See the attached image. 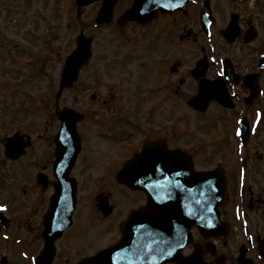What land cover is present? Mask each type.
I'll list each match as a JSON object with an SVG mask.
<instances>
[{
  "label": "flooded vegetation",
  "instance_id": "1",
  "mask_svg": "<svg viewBox=\"0 0 264 264\" xmlns=\"http://www.w3.org/2000/svg\"><path fill=\"white\" fill-rule=\"evenodd\" d=\"M133 2L117 0L108 27L124 29L133 25L136 39L144 37L141 68L146 84H141L137 90L142 92L137 93H145L151 104L145 110L143 130L136 126L141 137L131 138L132 130L126 128L119 132L118 140L129 142L121 159L97 158L107 162L92 163L87 156L78 162L80 153L75 162H67L66 170L60 166L57 171L59 107L54 113L47 112V99L42 95L33 98L30 93H0V204L7 206L0 211V264H106L100 260L103 255L99 252L132 233L125 231L124 226L131 213L146 204L147 194L139 183L145 168H137L134 175L126 164L148 143H155L156 150L158 143L166 149H181L192 155L196 165L201 164L199 169L206 170L208 163L212 164L213 168H209L224 174L226 200L219 208L221 229L206 236L197 226L188 225L191 239L180 249L178 258L165 257L146 264H264V69L259 68L264 54V0H184L177 8L158 7L152 13L145 10L149 17L144 23L129 21L119 26L120 16ZM101 3L98 0L93 5L99 8ZM142 8L143 4L141 16ZM12 68L15 81H24V67ZM61 74L60 68L58 83ZM252 74L258 75L262 85L256 96H251L244 84ZM35 76L34 72L31 78ZM44 76L51 77L46 72ZM205 83L217 86V90L226 87L238 108L225 109L211 100L201 112H209L213 117L206 118L210 125L198 144H179L174 131L169 130L173 126H160L159 119H168L177 95L196 107ZM10 85L6 78L0 77V89ZM110 95L111 92L107 94V102L111 104ZM59 101L56 98L57 104ZM111 105L117 120L119 111ZM216 107L222 112L220 125L215 124L218 115L211 112ZM91 113L85 111L79 130ZM241 117L250 120L247 141L237 135ZM120 121L125 122L123 118ZM210 129H215L213 135ZM80 135L84 148L86 136L81 130ZM13 138L15 152H21L17 156L6 151L9 139ZM123 169L119 179V171ZM59 174L66 176L68 190L53 208ZM130 178H135L136 183H128L126 180ZM74 184L76 203L70 215ZM98 196L112 204L109 213L98 207ZM134 233L135 242L129 249L135 252L130 254L135 260L120 259L118 264H144L141 236H137L136 230Z\"/></svg>",
  "mask_w": 264,
  "mask_h": 264
},
{
  "label": "rangeland",
  "instance_id": "2",
  "mask_svg": "<svg viewBox=\"0 0 264 264\" xmlns=\"http://www.w3.org/2000/svg\"><path fill=\"white\" fill-rule=\"evenodd\" d=\"M82 9L79 13L75 0H0V77L11 83L10 86L0 89V93H30L34 95L33 98L42 95L47 99V112L52 113L57 106H70L81 112L91 111L89 120L81 124L80 130L86 137L78 162H82L87 156L91 161L92 157L119 160L128 151L123 148L129 144L118 140L119 132L126 128V131L132 130L131 138L141 137L142 134L136 130V126L143 130L146 122L145 110L151 104V100L145 98V93H137L142 92V89H133V94H128L141 77V60L134 64L143 47L132 44L131 37L136 34L133 25L124 29L112 25L108 27L106 24L97 26V5ZM81 30L86 35L95 37L94 55L75 86L65 90L57 104L56 79L66 56L75 47V39ZM136 40L137 45L145 41L143 36H138ZM13 65L24 67L25 82L15 81ZM34 72L36 76L31 78ZM45 72L51 77L46 78ZM109 92L111 104L115 105L114 108L117 106L119 111L117 120L114 118L116 114H113V106L107 102ZM92 94H96L97 100L91 98ZM178 96L173 99V112L168 119L160 118L159 125L173 126L169 130L174 131L179 144L193 145L204 130L202 125H210L208 119L213 116L209 112H195L187 101ZM219 110L220 107H216L211 112ZM107 117L110 120L105 122L104 118ZM121 118H125L124 123L120 121ZM233 121L234 114L232 123ZM221 123L218 120L217 125ZM216 130L220 132L218 126ZM210 131L211 135L215 133V129ZM173 139V144H176V139ZM100 159H95L92 163L107 162ZM200 165L198 163L197 167ZM212 166L208 163L207 167ZM114 184L117 185V182Z\"/></svg>",
  "mask_w": 264,
  "mask_h": 264
},
{
  "label": "water",
  "instance_id": "3",
  "mask_svg": "<svg viewBox=\"0 0 264 264\" xmlns=\"http://www.w3.org/2000/svg\"><path fill=\"white\" fill-rule=\"evenodd\" d=\"M93 1L95 0H78V4L85 5ZM136 1L137 3L135 4V6L124 14L123 16L124 20L126 19H142V20L145 19V15L141 16L140 14H137V12L141 8L140 5L142 4H143L142 13L145 10L147 11L148 9L155 10L158 7L166 8L174 4V3L171 4L169 0L167 3L157 2L155 4H152L151 0H148V2L146 0H136ZM114 2L115 0H106L104 2V5L97 18V21L99 23H103L111 19L112 6ZM144 6H147V7H144ZM77 44H78L77 48L66 59L63 74H62V82L60 85L58 95H60L65 88L71 87L73 85V83L78 78L80 68L85 63L88 62L89 58L92 55V52H91L92 37H86L82 33L77 38ZM216 90H217V86H210V85L204 86L201 92V100H207L212 97H216V98L219 97V95L216 93ZM58 116L62 119V127H61L60 133L57 135L56 154L58 157V162H60V165L65 166L67 162L73 161L75 159V157L77 156V153L80 150V140H79L78 133L76 131V122L82 117V115H79V113H77L73 109L65 108L64 110L59 112ZM7 150L9 154H11L12 151L14 150V146L12 142H10V144L7 146ZM157 152L159 151L156 150L154 145H151V144L147 145L140 155H137L135 158H133L129 162L127 168L129 167L130 171H132L133 174L135 175V173H137V170H136L137 168H145V169L146 168L149 169L150 167L155 168L159 165V163H162L163 165L167 166V162H168V167H169L170 166L169 163L180 162V163H176L177 165H175L174 167H170L174 170L175 177H179V175L177 174V168H182V167L186 168L185 174L183 176L184 179H189L193 181L194 179L199 178V175L201 176L202 179H204V176H206L205 174L195 173L193 171L192 165L189 162H186V160L183 159L178 154H170L169 159H162L161 158L162 154L160 153L157 154ZM156 156H158V159H159L158 162L155 161V159L153 158ZM144 172H146V170ZM144 172H143L142 177L139 180V183L142 182V178H144V180H146L147 177L150 179H153L152 177L155 176V174H152V175L147 174V176H145ZM207 179L209 178L207 177ZM126 181L128 183H131V182L136 183L135 178H130ZM207 181H210V180H207ZM65 187H66V177L62 178V180L60 181V185L58 186V192L52 203L53 208L55 205L58 204V200L61 197H63L65 193L67 192ZM220 189L222 190L223 186L217 184V187L215 188V190H217L216 192L221 193ZM156 196L157 195L149 196L148 206L140 210L139 212H137V214H134L131 218V222H133V220L142 221V224L147 222L150 225V228H157V226L154 223H158L162 226H166L165 228H167L169 225H171L170 223H167V220L171 219V220H174L175 222L181 221L179 219L181 217L180 214L182 215L184 212L182 211L183 209L181 207L178 208V206L182 202H180L179 199L174 198L172 200L169 199L172 202L166 201L165 203L158 205ZM176 196L178 197L179 195L177 194ZM205 197H206V200L205 199L202 200L200 205H198V209L200 208V212L202 214L201 216L202 222L205 218V215L207 216V213L208 214L213 213L211 209L209 211L207 209L209 197L212 198V191L210 188L207 189ZM219 203L214 205V210H215V207L219 205ZM99 204L104 208L105 206L104 201L100 202ZM198 213H196L195 215H191L190 217L191 225L193 223H198L197 222L198 219L195 218V216H197ZM185 215L188 217V213H185ZM172 216H174V219L172 218ZM57 219L58 217L56 218L55 221H57ZM158 227H161V226H158ZM203 227L205 226L202 224V230L204 229ZM207 229H210V228H207ZM109 253L117 254L119 253V250L115 248L112 250L108 249V250L103 251L102 260H106V256H108ZM176 258H178L177 252L173 254L172 260Z\"/></svg>",
  "mask_w": 264,
  "mask_h": 264
},
{
  "label": "snow or ice",
  "instance_id": "4",
  "mask_svg": "<svg viewBox=\"0 0 264 264\" xmlns=\"http://www.w3.org/2000/svg\"><path fill=\"white\" fill-rule=\"evenodd\" d=\"M220 74L223 75V73H220ZM239 134H240V131L238 130L237 135H239ZM6 207H7L6 205L0 204V211L5 210Z\"/></svg>",
  "mask_w": 264,
  "mask_h": 264
}]
</instances>
